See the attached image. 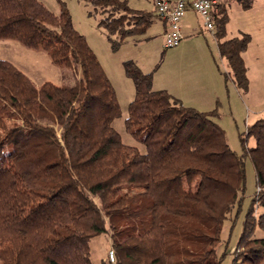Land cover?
I'll return each instance as SVG.
<instances>
[{
	"label": "trees",
	"instance_id": "16d2710c",
	"mask_svg": "<svg viewBox=\"0 0 264 264\" xmlns=\"http://www.w3.org/2000/svg\"><path fill=\"white\" fill-rule=\"evenodd\" d=\"M89 1L115 50L146 33L156 14L129 0ZM228 18L220 3L218 49L242 87L250 36L223 39ZM0 40L46 52L73 80L37 85L0 58V264H93L91 240L100 234L110 236L116 264H221L223 225L242 204L247 157L259 189L232 264H264V236L255 235L264 232V118L241 134L239 153L217 109L154 89L152 73L130 60L135 97L125 125L141 151L113 126L117 92L63 1L55 13L41 0H0Z\"/></svg>",
	"mask_w": 264,
	"mask_h": 264
},
{
	"label": "rangeland",
	"instance_id": "374dc122",
	"mask_svg": "<svg viewBox=\"0 0 264 264\" xmlns=\"http://www.w3.org/2000/svg\"><path fill=\"white\" fill-rule=\"evenodd\" d=\"M41 1L55 13L60 12L61 1L66 4L72 15L75 28L88 39L117 92L121 114L113 121V126L120 133L124 143L138 146L141 151H144L145 146L127 131L125 125V119L129 114V104L135 97V85L132 78L126 73L125 62L134 61L143 72L152 73L154 83L155 79H164L168 76L170 67L173 65L174 57L172 56L176 53L179 45L172 48L164 47V37L158 25L160 20L154 19L156 22L149 27L146 33L128 37L115 50L107 38L105 29L99 26L101 15L94 13L93 5L89 0ZM247 2L250 4L249 7H245L241 2L240 4L233 3L232 15L228 14L230 18L225 24L223 38H241L246 34L250 36L247 48L242 52L247 69L248 82L246 86L239 87L233 77L228 75L231 70L227 59L221 56L217 42L208 37L207 44L215 64L223 75L225 89L223 100L211 108V111L217 109L218 115L215 120L224 129L230 147L239 153H242L243 148L241 134L246 133L248 127L258 119L264 118V0H247ZM140 3V0H132L130 5L140 9L137 8L142 7V3L141 6H138ZM240 10H242V14L239 13ZM203 33L205 35L206 30ZM184 41L185 37L181 44ZM197 47L198 41L193 49L197 50ZM248 50L250 51L248 52ZM0 58L8 60L12 58L13 63L21 70L24 69L26 72L23 71L37 85L46 81L59 85L73 82L71 78L65 76V72L61 68L51 62L46 52L26 48L17 41L0 40ZM182 66L184 65L182 64ZM225 74L228 76L227 78ZM184 78L185 76L182 75V79ZM169 93L183 103V98L177 94L178 92L176 95L173 92ZM253 145H255V138L250 137L248 146ZM257 189L255 167L252 160L247 157L246 190L242 204L239 208L234 209L223 225L222 241L218 246V254H224L221 264H232L243 220ZM255 235L262 237L264 232L258 229ZM111 246L108 234L93 237L91 240L93 264H110L108 263V253Z\"/></svg>",
	"mask_w": 264,
	"mask_h": 264
},
{
	"label": "crops",
	"instance_id": "0c3cea01",
	"mask_svg": "<svg viewBox=\"0 0 264 264\" xmlns=\"http://www.w3.org/2000/svg\"><path fill=\"white\" fill-rule=\"evenodd\" d=\"M131 1L132 0H129V4ZM140 1L143 5L137 8L155 12L154 0ZM234 2L240 4L237 0H220V3L223 4L229 16L232 15L231 9ZM141 3L138 6H141ZM241 11L242 10H240L239 13L242 14ZM154 19L160 20L158 25L164 37L166 23L157 17L156 14ZM155 22L156 20H153L152 24ZM181 30L183 38L185 37V41L179 44V48L172 56L174 57L172 61L173 65L170 67L168 76L164 79H155L153 88L156 90L166 89L168 92H173L175 95L178 92L177 94L183 98L182 101L186 105L193 106L202 111H211V108L217 106L225 95L223 75L207 48L209 42L208 37L214 39L218 44L215 35L216 29L214 32L207 30L201 16L190 9L181 21ZM205 30L207 33L204 35L203 32ZM225 39L228 38L226 37ZM197 41L198 49L194 50L193 46L196 47ZM249 51L250 50H248V52ZM9 61L14 62L12 58ZM182 64L184 66H182ZM184 68L186 69L184 70ZM182 75L185 76L184 79H182Z\"/></svg>",
	"mask_w": 264,
	"mask_h": 264
},
{
	"label": "built area",
	"instance_id": "2783aa9c",
	"mask_svg": "<svg viewBox=\"0 0 264 264\" xmlns=\"http://www.w3.org/2000/svg\"><path fill=\"white\" fill-rule=\"evenodd\" d=\"M154 6L158 17L166 23L164 47L172 48L178 46L183 39L181 21L190 9L201 16L204 26L209 31L214 32L220 0H154ZM108 259L111 263H116L114 248L109 250Z\"/></svg>",
	"mask_w": 264,
	"mask_h": 264
}]
</instances>
